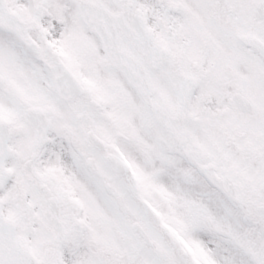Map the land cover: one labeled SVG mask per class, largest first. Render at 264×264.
Returning <instances> with one entry per match:
<instances>
[{
	"label": "snow or ice",
	"instance_id": "obj_1",
	"mask_svg": "<svg viewBox=\"0 0 264 264\" xmlns=\"http://www.w3.org/2000/svg\"><path fill=\"white\" fill-rule=\"evenodd\" d=\"M0 264H264V0H0Z\"/></svg>",
	"mask_w": 264,
	"mask_h": 264
}]
</instances>
